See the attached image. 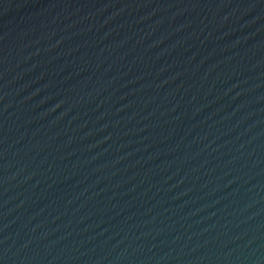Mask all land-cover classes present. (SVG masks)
Listing matches in <instances>:
<instances>
[{"label": "water", "instance_id": "water-1", "mask_svg": "<svg viewBox=\"0 0 264 264\" xmlns=\"http://www.w3.org/2000/svg\"><path fill=\"white\" fill-rule=\"evenodd\" d=\"M0 264H264V0H0Z\"/></svg>", "mask_w": 264, "mask_h": 264}]
</instances>
